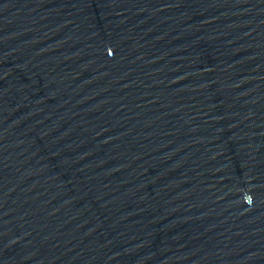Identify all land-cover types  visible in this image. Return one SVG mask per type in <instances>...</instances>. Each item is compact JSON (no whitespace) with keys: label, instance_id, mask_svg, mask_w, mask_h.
I'll use <instances>...</instances> for the list:
<instances>
[{"label":"water","instance_id":"obj_1","mask_svg":"<svg viewBox=\"0 0 264 264\" xmlns=\"http://www.w3.org/2000/svg\"><path fill=\"white\" fill-rule=\"evenodd\" d=\"M0 264H264V0H0Z\"/></svg>","mask_w":264,"mask_h":264}]
</instances>
